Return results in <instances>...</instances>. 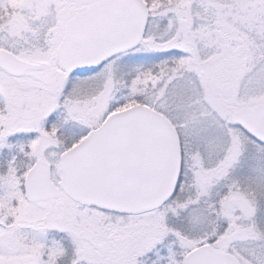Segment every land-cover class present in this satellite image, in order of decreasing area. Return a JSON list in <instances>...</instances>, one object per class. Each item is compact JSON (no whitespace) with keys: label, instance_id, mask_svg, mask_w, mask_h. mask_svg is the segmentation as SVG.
<instances>
[{"label":"snow or ice","instance_id":"snow-or-ice-1","mask_svg":"<svg viewBox=\"0 0 264 264\" xmlns=\"http://www.w3.org/2000/svg\"><path fill=\"white\" fill-rule=\"evenodd\" d=\"M0 264H264V0H0Z\"/></svg>","mask_w":264,"mask_h":264}]
</instances>
